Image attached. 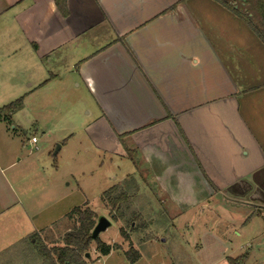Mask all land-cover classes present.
Returning <instances> with one entry per match:
<instances>
[{
  "label": "crops",
  "instance_id": "0c3cea01",
  "mask_svg": "<svg viewBox=\"0 0 264 264\" xmlns=\"http://www.w3.org/2000/svg\"><path fill=\"white\" fill-rule=\"evenodd\" d=\"M251 31L215 0H65L64 13L55 0H0V58L38 66L41 102L93 106L84 128L99 149L142 162L140 183L181 213L228 210L226 228L245 223L249 198L264 204V78L253 70L264 50ZM38 124L48 141L61 128Z\"/></svg>",
  "mask_w": 264,
  "mask_h": 264
},
{
  "label": "rangeland",
  "instance_id": "374dc122",
  "mask_svg": "<svg viewBox=\"0 0 264 264\" xmlns=\"http://www.w3.org/2000/svg\"><path fill=\"white\" fill-rule=\"evenodd\" d=\"M254 37L251 43L257 41L264 50ZM18 53L15 56L21 58ZM13 57L6 61L0 58V107L22 98V107L13 113V122H0V264H51V259L41 253L63 245L62 238L74 228L75 221L67 218L66 212L84 203L95 213L96 223L101 217L110 221L98 238L121 247L113 250L108 262L95 264H227L224 255L235 258L240 253L248 256L243 264H264V212L259 216L257 211L264 204L260 200H247L251 210L243 213L245 223L236 228H226L232 214L228 216L231 212L221 208L201 215L198 211L181 213L156 189L152 191L142 162L138 161L136 167L129 158L121 161L96 146L100 138L84 128L94 121L93 106L41 102L38 66L22 63L23 70H18L8 61ZM259 68L253 70L264 78V68ZM31 89L34 91L27 94ZM38 119L47 128L61 127L51 141ZM70 122L73 129L66 133L65 125ZM32 136L36 144H31ZM62 142L64 147L54 155ZM12 160L17 165H8ZM112 186L117 193L111 197L119 192L126 196L114 207L110 200L101 199ZM254 196L261 195L256 190ZM138 211L142 214L137 215ZM120 228L137 252L134 262L125 255L129 242L119 233ZM35 236L41 241L38 248L31 244ZM86 253L89 256H82L84 264H93L101 256L95 241Z\"/></svg>",
  "mask_w": 264,
  "mask_h": 264
},
{
  "label": "trees",
  "instance_id": "16d2710c",
  "mask_svg": "<svg viewBox=\"0 0 264 264\" xmlns=\"http://www.w3.org/2000/svg\"><path fill=\"white\" fill-rule=\"evenodd\" d=\"M222 6L231 9L237 16L243 18L252 31L258 35L264 43V0H215ZM239 1V3H235ZM249 3L254 4L255 10L249 6ZM58 10L65 12V0H55ZM236 6V7H235ZM22 107V98L0 107V122L12 123V114ZM117 193L115 186L110 187L103 192L101 199L105 202L110 200L114 206L125 200L126 196L123 192H119L115 197L112 194ZM69 219H75L74 228L67 231L62 238V246H53L49 251L42 252V256L51 259V264H84L82 256L88 250L91 242L95 241L96 249L101 256L107 255L114 249H120V245L112 246L102 242L98 237H91L92 230L95 226V213L88 207L87 203L82 206L72 207L65 215ZM119 233L129 242V248L125 251V255L130 262L137 259V252L130 244V238L123 228L119 229ZM35 241L31 244L34 248H38L41 244L39 238L34 237ZM44 245V244H42ZM45 246V245H44ZM40 247V246H39ZM45 248V247H44ZM41 251V250H40ZM132 254V255H131ZM246 259V254L236 258H228V264H243Z\"/></svg>",
  "mask_w": 264,
  "mask_h": 264
},
{
  "label": "water",
  "instance_id": "95a60500",
  "mask_svg": "<svg viewBox=\"0 0 264 264\" xmlns=\"http://www.w3.org/2000/svg\"><path fill=\"white\" fill-rule=\"evenodd\" d=\"M58 148L59 145L56 146L55 151L53 153L54 155L57 153ZM109 225H110V221L108 219L103 217L99 218L92 230L91 237L93 239L97 238L99 233L101 231H105ZM85 256L88 257L89 256L88 253H85Z\"/></svg>",
  "mask_w": 264,
  "mask_h": 264
},
{
  "label": "built area",
  "instance_id": "2783aa9c",
  "mask_svg": "<svg viewBox=\"0 0 264 264\" xmlns=\"http://www.w3.org/2000/svg\"><path fill=\"white\" fill-rule=\"evenodd\" d=\"M36 141H37V140H36V137H35V136H32V137L30 138V142H31V143H36Z\"/></svg>",
  "mask_w": 264,
  "mask_h": 264
}]
</instances>
